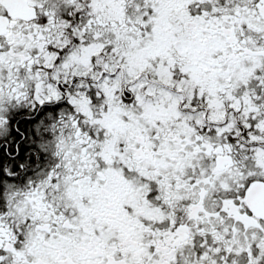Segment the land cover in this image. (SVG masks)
<instances>
[{
    "label": "snow or ice",
    "instance_id": "1",
    "mask_svg": "<svg viewBox=\"0 0 264 264\" xmlns=\"http://www.w3.org/2000/svg\"><path fill=\"white\" fill-rule=\"evenodd\" d=\"M0 264H264V0H0Z\"/></svg>",
    "mask_w": 264,
    "mask_h": 264
}]
</instances>
